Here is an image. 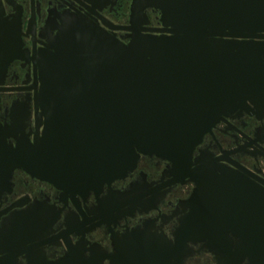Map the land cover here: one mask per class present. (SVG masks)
Wrapping results in <instances>:
<instances>
[{
  "label": "flooded vegetation",
  "instance_id": "obj_1",
  "mask_svg": "<svg viewBox=\"0 0 264 264\" xmlns=\"http://www.w3.org/2000/svg\"><path fill=\"white\" fill-rule=\"evenodd\" d=\"M133 1L0 0V131L9 143L44 136L45 107L56 102L41 97L54 87L46 82L62 37L76 24L129 43ZM161 17L146 7L136 26L161 33ZM258 216L264 98L223 115L186 166L141 153L125 176L102 183L71 174L55 182L14 169L0 184V264H116L121 244L128 264L133 251L152 246L173 264L179 256L181 264H264L247 239L258 234Z\"/></svg>",
  "mask_w": 264,
  "mask_h": 264
},
{
  "label": "water",
  "instance_id": "obj_2",
  "mask_svg": "<svg viewBox=\"0 0 264 264\" xmlns=\"http://www.w3.org/2000/svg\"><path fill=\"white\" fill-rule=\"evenodd\" d=\"M146 7L161 10V33L136 26ZM132 11L129 43L76 24L62 37L46 82L54 87L41 97L56 102L45 107L48 127L16 145L0 131V184L18 167L55 182L112 181L141 153L186 166L223 115L264 98V0H134ZM258 223L247 239L264 258V216ZM133 252L131 264H173L157 246ZM127 253L121 244L116 264Z\"/></svg>",
  "mask_w": 264,
  "mask_h": 264
}]
</instances>
